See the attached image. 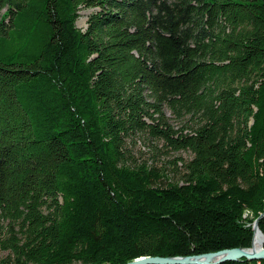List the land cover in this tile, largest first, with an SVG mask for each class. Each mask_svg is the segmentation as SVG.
I'll use <instances>...</instances> for the list:
<instances>
[{"label": "trees", "instance_id": "obj_1", "mask_svg": "<svg viewBox=\"0 0 264 264\" xmlns=\"http://www.w3.org/2000/svg\"><path fill=\"white\" fill-rule=\"evenodd\" d=\"M144 136L181 182L131 164ZM257 218L264 0H0V264L249 248Z\"/></svg>", "mask_w": 264, "mask_h": 264}, {"label": "rangeland", "instance_id": "obj_2", "mask_svg": "<svg viewBox=\"0 0 264 264\" xmlns=\"http://www.w3.org/2000/svg\"><path fill=\"white\" fill-rule=\"evenodd\" d=\"M93 10L91 8L81 9L76 25L85 29L86 19ZM164 110L173 128L180 129L183 125L182 120L175 118L168 108L164 107ZM127 146L131 152L129 158L131 164L153 167L159 174L157 184L162 186L169 182H181L185 171L184 165L193 157L192 153L187 150H171L163 146L162 141L152 140L147 136L128 140ZM6 254V251L0 250V260Z\"/></svg>", "mask_w": 264, "mask_h": 264}, {"label": "water", "instance_id": "obj_3", "mask_svg": "<svg viewBox=\"0 0 264 264\" xmlns=\"http://www.w3.org/2000/svg\"><path fill=\"white\" fill-rule=\"evenodd\" d=\"M263 214H261L262 216ZM253 232L258 229V218L253 223ZM252 244V242H251ZM264 237L262 247L257 250H249V248L234 247L221 249L214 252L202 254H193L187 256H140L134 258L124 264H221L225 261H236L242 258L248 260L264 259Z\"/></svg>", "mask_w": 264, "mask_h": 264}, {"label": "bare ground", "instance_id": "obj_4", "mask_svg": "<svg viewBox=\"0 0 264 264\" xmlns=\"http://www.w3.org/2000/svg\"><path fill=\"white\" fill-rule=\"evenodd\" d=\"M262 241H263V235L262 233L257 229L254 232L252 244L249 247V250H257L262 247Z\"/></svg>", "mask_w": 264, "mask_h": 264}]
</instances>
